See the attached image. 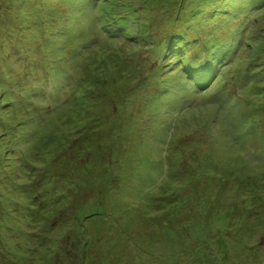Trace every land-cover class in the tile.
<instances>
[{
  "label": "rangeland",
  "instance_id": "obj_1",
  "mask_svg": "<svg viewBox=\"0 0 264 264\" xmlns=\"http://www.w3.org/2000/svg\"><path fill=\"white\" fill-rule=\"evenodd\" d=\"M127 1L157 40L175 29L158 1ZM203 9L201 70L227 56L214 40L228 27L264 26V0ZM96 15L87 0H0V264H264V119L246 120L264 97L246 62L219 60L229 82L211 104L158 49L102 37ZM85 62L102 97L82 111L65 92L91 79Z\"/></svg>",
  "mask_w": 264,
  "mask_h": 264
},
{
  "label": "trees",
  "instance_id": "obj_2",
  "mask_svg": "<svg viewBox=\"0 0 264 264\" xmlns=\"http://www.w3.org/2000/svg\"><path fill=\"white\" fill-rule=\"evenodd\" d=\"M90 2V0H87ZM158 1L157 4L161 5V6H164V7H170V5L172 4H176V3H180L179 5V8H178V12L177 14H172V17L173 19L176 21L177 23V28H176V31L173 33V39H175L177 45L179 46H182V48H184V50L186 51V53L188 54V61H189V64H188V67L189 66H199V64L197 63V60L200 59L202 60L203 62H206L208 61V54L207 53H203V54H200L198 52H195L194 51V48H193V44H194V40L191 38L190 36V32L192 29H195V26H194V18L196 17V15L198 14L199 11H203V7L205 6V3H207L208 0H200V4L197 6L192 5L191 3H185L184 2L186 0H156ZM102 6H101V13H99L100 16H98L99 18H103V19H106L108 22V24H105L103 23V25H106V29H108V27H111V26H116L118 28H121V29H126L128 30V35H130V33L133 34V36H136L137 38H141V40L147 38L146 37V33H149L147 31H145V29L143 28V26H147L144 22H141L140 25L142 27H133V20H136L137 19V15H141V13H138L136 14L135 11L132 10V12H129V9L130 7L133 9V5L129 4L130 2H122L120 0H102ZM203 5V7H202ZM217 11L219 10H216L214 13H217ZM144 19H145V16H143ZM174 20H171V24L174 23L175 21ZM143 21V20H142ZM240 25V24H239ZM258 33V37H259V42L262 40L264 41V26L259 30V31H251L249 30V25L248 27H242L241 28V31L239 30H235V28H230L228 27L225 31H223V35L221 37H217V39L214 40V47L221 50L222 48H224V44L227 43L228 45V54L227 56L223 59L221 57L217 58L215 63V65H218V67H220V63H219V60L220 59H223L222 61L224 60H227V59H232L235 55V53L237 51H239V44L241 41H243V37L244 35L246 34H251V38L253 39L254 37L256 38V34ZM108 40H113V37L112 35L110 34H106ZM139 40V41H141ZM200 42L202 44L203 47H206L208 45V41H206L205 39H200ZM259 56V54H257ZM176 56V55H174ZM178 58L182 59L181 55L178 56ZM257 57V56H256ZM193 63V64H192ZM217 67V68H218ZM95 73V69H92L91 71H88L86 72V74H88L89 77H91V79H85L83 77L80 78V80L78 81L79 82H82V81H86L87 83L90 82V83H93L94 84H98V83H101V80H100V76L103 74V71H99V74H97L98 76L97 77H93L92 74ZM101 73V75H100ZM212 72H210L209 74H211ZM214 71H213V74L212 76H214ZM106 81V80H105ZM72 89V87H70L68 90H66V94H69V91ZM124 89V88H123ZM218 88L215 89L212 93V95H215L218 91ZM65 94V95H66ZM94 94V92H89V93H83L80 89L74 91V96H68L66 98V100H68V103L69 105H73V104H76L78 108H84L82 111H85L87 110V106H90L92 103L95 104V106H97L100 101H99V98L102 97V95H98V94H94L95 96H92ZM89 95L90 98H87ZM93 99H96L95 102H92L94 101ZM216 99V95L214 96L213 98V101L210 103L211 104H214L215 103V100ZM44 101V100H43ZM121 104H123V102L120 101ZM47 103L44 102V105L45 107H47L46 105ZM51 111H55V105L52 104L51 105ZM97 114V112H96ZM100 114V113H98ZM96 117H100V115H98ZM96 117H94L95 119H97ZM53 115L50 116V121L54 120L53 119ZM100 119V118H99ZM46 120V119H45ZM43 129H45L44 127H42ZM41 128V130H42ZM122 131V130H120ZM43 132H46V131H43ZM40 135H38L37 138H39ZM25 137V136H24ZM38 140V139H37ZM40 140V139H39ZM35 152L38 153V150H35ZM23 159L27 158L26 156V153L23 152V156L21 157ZM25 203L26 200H25ZM30 205V204H28ZM31 206V205H30ZM39 208V206H38ZM45 213H46V210L44 209V212L42 214V216L39 215V217L43 218L45 216ZM31 213L28 214V216H30ZM202 226V231L204 232V234H207L206 233V230H205V222H201L200 224Z\"/></svg>",
  "mask_w": 264,
  "mask_h": 264
}]
</instances>
